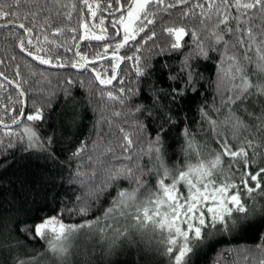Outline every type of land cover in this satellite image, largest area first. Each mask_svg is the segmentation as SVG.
<instances>
[{
  "label": "snow or ice",
  "instance_id": "obj_1",
  "mask_svg": "<svg viewBox=\"0 0 264 264\" xmlns=\"http://www.w3.org/2000/svg\"><path fill=\"white\" fill-rule=\"evenodd\" d=\"M0 19L9 21L0 24V30H6L0 31V39L30 58L24 66L26 75L20 64H15L11 80L0 71V81L14 85L16 92L15 101L5 95L10 103L0 113V171L25 156L43 159V166L53 173L52 165L81 162L70 169L71 191L55 201L60 207L51 211L56 214L45 213L47 205L38 208L33 219L39 223L17 225L23 236L41 240L62 261L71 238L81 229H95L100 235L110 230L104 254L111 256L122 245H132V230L150 226L160 233L170 264H191L207 239L256 223L255 216L264 218V207L259 211L256 207L257 196L264 199V0H0ZM106 20L111 35H105ZM163 34L168 39L161 47L156 38ZM91 41L104 42L102 51L92 52V59L79 50L81 43ZM148 41L156 55L178 53L183 59L175 69L169 63L161 65L171 83L168 89L148 84L150 106H129L126 101L137 97L139 89L131 75L118 70L121 63L134 61L136 77L148 79L151 58L141 61ZM121 49L124 55L119 54ZM213 56L217 71L212 102L202 100L189 124L180 101L200 92L198 85L204 80L200 65ZM96 60H108L111 67L98 70ZM7 62L0 59V65ZM41 66L65 73L75 70L77 76H58V87L53 88L51 74ZM85 74L86 79L78 78ZM3 82L0 90L7 93ZM74 87L88 93L96 88L101 100L107 98L124 112L112 111L109 116L100 110L91 135L75 145L62 164L55 153V133H40L53 101L58 95L71 96ZM137 114L150 119L153 131ZM74 120L75 113L67 122L69 128ZM173 129L179 136L178 160L168 152ZM85 161L87 170L82 171ZM42 182L54 185L56 178L42 177ZM97 211L101 215L91 220L63 223ZM102 220L114 223L101 225ZM0 233L7 238L4 221ZM260 238L264 240V234ZM19 247L18 240L15 245L0 240V248L11 256L8 264H37L35 259L12 255ZM216 259L224 264L220 256Z\"/></svg>",
  "mask_w": 264,
  "mask_h": 264
},
{
  "label": "trees",
  "instance_id": "obj_2",
  "mask_svg": "<svg viewBox=\"0 0 264 264\" xmlns=\"http://www.w3.org/2000/svg\"><path fill=\"white\" fill-rule=\"evenodd\" d=\"M95 2V0H90ZM105 15H107L105 13ZM15 22H24L23 20H16ZM0 23H9L7 20L0 19ZM168 26H171L170 24ZM105 27H108V21H105ZM4 31L6 34V30ZM157 33H160V27H156ZM112 29L108 27L106 35H111ZM97 34L100 32L97 30ZM140 35H143L141 33ZM52 39V37H49ZM58 42L60 39L57 38ZM139 39V37H138ZM168 39L166 34L158 35L156 43L161 47ZM187 39V37H185ZM35 42V41H34ZM104 42L91 41L80 44L79 50L82 54H86L92 59L93 51H102L100 47ZM85 44L88 46L85 47ZM153 42L148 41L144 45L141 55V61L146 57L151 58L152 69L150 77L137 78L135 69L132 64L135 63L126 61L120 66V70L125 71L132 76V82L138 87L139 95L133 97L130 101H126L127 105L142 104L145 106L151 105V93L148 90V84L152 83L156 87L168 89L171 81L167 79L168 70L161 67L164 63L173 65V68L178 65L179 61L183 59L178 53H167L156 55V49L152 46ZM111 49H109V56ZM120 55L125 54V49H121ZM131 54V53H129ZM16 56L15 61H10L9 57ZM0 59L8 61L4 65H0V71L5 72L9 79H13V68L15 64L21 65L22 74L26 75L25 65L30 58H25L19 52V49H14L9 40L0 39ZM97 69L110 68L111 65L108 60L94 61ZM113 63H115L113 61ZM42 70H47L46 74H51L52 84L51 87L57 88V77L62 75H70L76 77L75 70L65 73L63 70H56L48 68V66H41ZM199 71L202 72L204 80L201 85H198L200 92L196 95L186 96L180 101L183 106V113L189 116V124L191 118L195 116L196 108L201 104L205 98L209 103L212 102V96L215 91L213 81L216 78L217 62L213 56L211 60L201 63ZM85 75H79V79H86ZM108 75L111 76L112 72L109 71ZM3 82V81H0ZM7 93L0 90V113L3 112V105L10 103L5 99L6 94H11V101L16 100V92L13 85H8L3 82ZM115 81L113 85H115ZM27 87V86H25ZM104 86L98 85V88ZM109 88L113 86H108ZM31 95V93H29ZM163 100V97H161ZM30 103V101H29ZM52 112L48 117L47 123L41 131V136L55 133L54 141L56 142L55 153L60 161L67 163V155L69 151L74 149V146L79 144L80 141L88 138L93 130V124L96 122L100 115V110H103L106 115L111 114L112 111L124 112L119 105H113L107 98L101 100L96 88H93L91 93H88L85 88H76L72 90L71 96L62 98L57 96L53 101ZM254 111V109H249ZM134 111V110H133ZM75 113V120L71 127H68L67 122L73 120ZM239 115V113H238ZM137 118L149 127L150 132L153 131L150 119L147 116L137 114ZM179 121V117H176ZM129 120V123H133ZM247 122V121H246ZM179 139L178 133L173 129L170 136L167 138V143L171 145L168 152L173 156V160H178V151L180 144L177 143ZM259 140V137H258ZM212 147H215L213 144ZM176 154V155H173ZM81 163L76 161L69 164V167L62 165H52L55 172H50L49 168L44 167L43 159L37 161L34 158L25 156L17 163L13 164L6 170L0 171V221H4L7 227V238L0 233V240H3L6 245H15L17 240L21 247L12 249V255H18L23 259H35L37 264H170L169 258L164 255V248L161 246V235L158 231H154L150 226L145 227L139 231L132 230L130 235L132 245H122L120 249L116 250L113 255L107 256L104 253L109 248V240L112 236L109 230L106 234L100 235L95 229H81L72 237L71 245L68 252L65 254L64 259L61 261L59 256H55L50 252L46 244L41 240L35 241L28 239L17 231V225L24 226L27 224L39 223L37 217V209L45 207V213L55 215L51 211L53 208H59L55 201L67 197L71 191L69 187V177L72 175L70 169L75 168L76 164ZM171 166L172 161H168ZM82 171L87 170V162H84ZM49 176H55L56 183L42 182V177L46 180ZM63 180V183H61ZM264 184V182H262ZM127 187V185H124ZM252 203V201H248ZM109 205L104 204V208ZM257 210L264 207V199L257 196L256 199ZM101 215V211L90 214L87 217H71L64 219L63 223L79 224L84 220H91L94 216ZM256 223H248L247 226H241L235 233L227 236H214L207 239L203 247L192 256L191 264H219L217 256H220L224 264H264V240H261V234H264V218L255 216ZM107 223H114L113 221H101V225ZM127 226V225H125ZM227 249H234V251H226ZM11 256L4 248H0V264H8Z\"/></svg>",
  "mask_w": 264,
  "mask_h": 264
},
{
  "label": "water",
  "instance_id": "obj_3",
  "mask_svg": "<svg viewBox=\"0 0 264 264\" xmlns=\"http://www.w3.org/2000/svg\"><path fill=\"white\" fill-rule=\"evenodd\" d=\"M15 23H20V22H15ZM0 24H2V23H0ZM101 34V33H100ZM106 35V34H105ZM121 65H122V63H121ZM14 86V85H13ZM27 110V109H26Z\"/></svg>",
  "mask_w": 264,
  "mask_h": 264
},
{
  "label": "rangeland",
  "instance_id": "obj_4",
  "mask_svg": "<svg viewBox=\"0 0 264 264\" xmlns=\"http://www.w3.org/2000/svg\"><path fill=\"white\" fill-rule=\"evenodd\" d=\"M121 31H122V29H121ZM71 241H72V238H71ZM71 241H70V245H71Z\"/></svg>",
  "mask_w": 264,
  "mask_h": 264
}]
</instances>
